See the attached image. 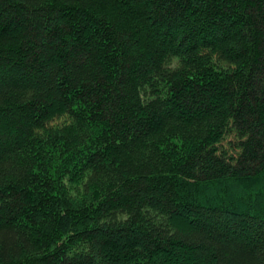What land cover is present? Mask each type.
Listing matches in <instances>:
<instances>
[{"label":"trees","instance_id":"1","mask_svg":"<svg viewBox=\"0 0 264 264\" xmlns=\"http://www.w3.org/2000/svg\"><path fill=\"white\" fill-rule=\"evenodd\" d=\"M0 264H264V0H0Z\"/></svg>","mask_w":264,"mask_h":264}]
</instances>
